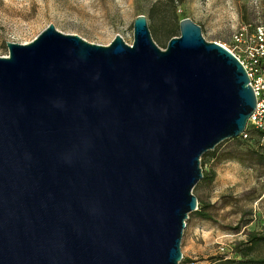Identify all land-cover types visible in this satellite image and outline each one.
Returning a JSON list of instances; mask_svg holds the SVG:
<instances>
[{"label": "water", "instance_id": "water-1", "mask_svg": "<svg viewBox=\"0 0 264 264\" xmlns=\"http://www.w3.org/2000/svg\"><path fill=\"white\" fill-rule=\"evenodd\" d=\"M105 44L48 22L0 55V264H177L200 154L239 135L245 69L197 23Z\"/></svg>", "mask_w": 264, "mask_h": 264}, {"label": "rangeland", "instance_id": "rangeland-1", "mask_svg": "<svg viewBox=\"0 0 264 264\" xmlns=\"http://www.w3.org/2000/svg\"><path fill=\"white\" fill-rule=\"evenodd\" d=\"M138 13L145 16L150 36L160 47L178 34V20L188 17L199 25L204 39L237 53L232 31L246 24L251 32L255 24L264 23V0H181L174 9L166 0H0V55L7 52L5 41H28L48 22L87 41L105 44L118 33L130 43L132 19ZM248 131V140H222L217 145L221 158L199 160L201 169L212 168L214 173L210 181L199 178L192 192L210 218L188 213L177 264H209L213 255L238 257L233 251L236 241L249 230L264 233V154H257L264 153V135L250 127ZM228 153L232 156L224 157ZM252 254L263 255L264 244Z\"/></svg>", "mask_w": 264, "mask_h": 264}, {"label": "built area", "instance_id": "built-area-1", "mask_svg": "<svg viewBox=\"0 0 264 264\" xmlns=\"http://www.w3.org/2000/svg\"><path fill=\"white\" fill-rule=\"evenodd\" d=\"M231 38L237 53L228 49L242 63L255 99L254 107L239 133L241 138H247L248 127L264 131V23L255 24L251 32H248L246 24H242L232 31Z\"/></svg>", "mask_w": 264, "mask_h": 264}, {"label": "trees", "instance_id": "trees-1", "mask_svg": "<svg viewBox=\"0 0 264 264\" xmlns=\"http://www.w3.org/2000/svg\"><path fill=\"white\" fill-rule=\"evenodd\" d=\"M168 4H170L171 8L174 9L175 5L180 2L181 0H166ZM255 131L256 135L258 136H263L264 131L262 130H257V129H252ZM237 137L240 136H234V137H229L225 138L226 139H236ZM241 138V137H240ZM250 138V132H249V137L247 138H242L248 140ZM222 141V140H221ZM219 141L217 144L214 145L212 149H208L200 154V162L209 160L210 158H221V155H218L217 153V145L221 142ZM257 154H264L261 152H258ZM232 156L231 153L225 155L224 157H230ZM261 157V156H260ZM264 159V156L261 157V160ZM202 175L201 179L202 180H207L210 181L213 177V169H207L203 170L201 169ZM188 213H193L197 215L200 218H210L209 211H207L206 207L203 205H199L196 207V209L188 212ZM264 244V233L262 232H256L253 230H249L246 232V236L243 240H238L235 242L233 245V251L238 254V257H225L224 255H213L212 258L210 259L209 264H264V254L263 255H256L252 254V250L254 247L257 245Z\"/></svg>", "mask_w": 264, "mask_h": 264}]
</instances>
